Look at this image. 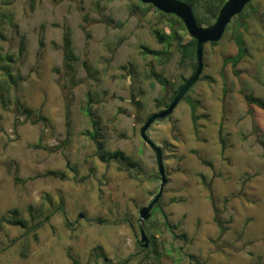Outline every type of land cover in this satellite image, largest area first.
<instances>
[{
  "label": "rangeland",
  "instance_id": "1",
  "mask_svg": "<svg viewBox=\"0 0 264 264\" xmlns=\"http://www.w3.org/2000/svg\"><path fill=\"white\" fill-rule=\"evenodd\" d=\"M143 8L0 0V63L9 60L17 81L0 68V264L264 263V107L246 99L264 101V0L204 45L199 80L148 129L168 180L162 210L142 223L161 178L140 129L197 66L157 37L167 17ZM67 31L75 74L65 68ZM238 36L244 56L225 63ZM115 151L123 156L110 158Z\"/></svg>",
  "mask_w": 264,
  "mask_h": 264
},
{
  "label": "water",
  "instance_id": "2",
  "mask_svg": "<svg viewBox=\"0 0 264 264\" xmlns=\"http://www.w3.org/2000/svg\"><path fill=\"white\" fill-rule=\"evenodd\" d=\"M145 4H151L154 8L166 13L176 15L185 25L189 35L196 40V60L197 66L193 74L180 87L172 101L163 109L152 113L145 121L140 129L141 137L144 141L154 149L156 153L158 170L161 178L159 191L154 198L147 204L143 205L140 210L141 222L147 221L152 216V210L155 206L161 209L160 198L163 195L164 187L167 184V175L163 160L162 148L158 146L148 135L147 131L150 126L158 119H164L172 114L179 102L185 97L192 86L199 80L204 68V45L206 43L218 42L224 35L227 26L232 19L243 12L245 6L252 0H226L221 7L215 21L207 26L199 25L194 15L192 7L182 0H141ZM84 217L83 213L79 214ZM143 247L148 246V239L145 229L140 228Z\"/></svg>",
  "mask_w": 264,
  "mask_h": 264
},
{
  "label": "trees",
  "instance_id": "3",
  "mask_svg": "<svg viewBox=\"0 0 264 264\" xmlns=\"http://www.w3.org/2000/svg\"><path fill=\"white\" fill-rule=\"evenodd\" d=\"M186 3H188L194 12V15L197 19V22L199 23V25H210L212 24L215 19L218 16V13L221 9V7L223 6V4L226 2V0H182ZM140 4L141 6H144L143 10H151L154 9L156 12H158L160 15L167 17V27L169 28V31L167 34H165L164 32H160L159 30H155V33L157 35V37L159 38V40L161 42H164L167 46H169L170 44H172L173 42H175L178 51L181 53L182 58L183 59H189L194 61L196 59V40L194 38H190L188 41H185L186 37L184 36L183 33H180L179 31L182 30H186V27L184 25V23L174 14H166L156 8H154L151 4H145L140 0ZM240 14H238V16H240ZM237 16V17H238ZM176 24H178L176 26ZM186 34V32H185ZM187 35V34H186ZM185 41V42H184ZM237 44L239 45L238 48V52L235 54V56H229L227 58L224 59L225 63L228 62H232L234 65H237L241 59L244 56V50H243V41L242 39L238 36L237 37ZM218 42H211V44L216 45ZM146 50L148 52H151L155 55L158 54L157 51L155 50H151V49H147ZM63 51H64V59H65V68L68 74H75L76 73V65L78 64L79 61V56H77L75 54L74 51V46L72 43V39L70 37V33L69 31H67L64 36H63ZM4 59V58H2ZM5 62L0 63V68L4 70L5 75L7 76V78L9 79V81L11 83H16V76L14 75V71L12 69L11 64L9 63L8 59H4ZM197 65V62H196ZM157 79L159 80L160 83H162L163 85H168L169 82L164 79L161 75H157ZM177 90L174 91V94L172 95V98L176 95ZM184 98H187V96H185ZM183 98V99H184ZM246 99L248 102H252L255 103L261 107H264V101L258 97H254L253 95H246ZM158 106L162 107V101H160V99L157 100ZM191 106H192V117H193V122L196 123L197 122V116L195 114V104L191 101ZM168 104H165L164 106H167ZM27 112H31L30 110H27ZM93 138H95V135L92 134ZM37 146L39 147L40 144H37ZM120 156H123L121 151H115L114 153L109 154L110 158L113 159H119ZM101 160L103 161H107L109 158H106L104 154L101 153L100 155ZM158 206L154 207V210L152 212V216L153 214L156 212V210H158ZM21 224L24 226H26L25 221L22 222ZM38 225H35L34 227L29 228L28 230H36ZM94 258L95 260H98L99 258L103 257V249L101 247H96L94 249ZM264 264V263H262Z\"/></svg>",
  "mask_w": 264,
  "mask_h": 264
},
{
  "label": "flooded vegetation",
  "instance_id": "4",
  "mask_svg": "<svg viewBox=\"0 0 264 264\" xmlns=\"http://www.w3.org/2000/svg\"><path fill=\"white\" fill-rule=\"evenodd\" d=\"M159 210H162V209H160V208H158Z\"/></svg>",
  "mask_w": 264,
  "mask_h": 264
}]
</instances>
